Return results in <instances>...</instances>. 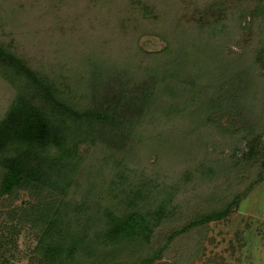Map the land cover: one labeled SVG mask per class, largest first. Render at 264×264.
Segmentation results:
<instances>
[{"label": "rangeland", "instance_id": "1", "mask_svg": "<svg viewBox=\"0 0 264 264\" xmlns=\"http://www.w3.org/2000/svg\"><path fill=\"white\" fill-rule=\"evenodd\" d=\"M157 1L166 20L164 23L160 21L163 17L158 18L163 35L140 32L139 44L142 48L151 52L162 51L167 45L164 36L169 29L171 31L167 33L171 35L172 43H176L178 48L189 37L198 40L207 38L203 30L199 29V25L195 24L197 21L193 22L190 18L202 9L198 1ZM222 1L220 0L218 5L226 12L223 19L228 26L222 28L218 38L214 40L213 53L221 54L226 59V50L230 48L244 50L247 54L239 57L237 67L232 66L235 63L230 65L225 63L220 67L218 65L217 73L207 75L208 58H201L198 67L190 70L186 65L188 58L179 59L176 50L165 53L166 55L160 58L162 60L165 57V63L169 68L179 72L182 77L187 74L189 80L192 77L197 83L203 80L205 83L218 86L212 97L216 101L222 96L219 102L227 106V113L211 106L201 110L202 107L199 106L194 115L199 121L193 124L192 117H185L189 115L185 113L188 109L184 106L186 104H180L185 101L183 98L169 97L164 101L158 99L152 116L145 118L142 116V119L134 112L126 115L133 117L135 121L132 127L135 131L128 136L129 138L125 137L126 130L123 125L113 123L106 127L101 126V131L108 132L105 135L107 141L100 138L81 144L80 156L76 158L79 165L71 168L63 181H59L55 175L53 190L49 187L23 188L12 194L0 193V264H40L41 248H38V245L44 224L39 221V213L54 204L57 208L63 206V202L64 206L69 207L65 208V221L70 224L71 235L75 240L81 237L83 245H87L85 242L89 237L86 236L91 237L94 234L95 230L92 227L100 226L104 207L122 211L131 203L125 196H115V193L110 195L105 191L110 185V179L114 177V186L121 195V189L130 184L120 176H126L128 173H131V177L127 178L130 182L146 180L145 185L149 183L155 192L163 180L169 181L170 192L174 197L172 204L178 209L176 211L173 209L170 213L168 210L167 215L161 217L155 229L152 241L157 245L156 251L159 253L161 251V258L158 254L153 259L154 264L157 258L162 259L164 264H264V179L259 178L260 175L263 176L262 172L260 173L263 167L259 164L256 166V162L250 160L251 157H244L243 152L248 150V146L246 138L241 139L243 128L255 125V128L261 131V147H264V60L258 67H255L257 64L254 62L257 51L264 46L262 11L264 0L239 2L224 0V3ZM72 4H74L72 0H0V43L19 57H24L39 75L47 77L56 85L58 92L63 90L61 96L67 102L73 101L81 108H89L99 104L97 101L101 100L100 95L110 94L98 88V96H94V93L91 95L92 84L106 83L110 74L121 69V62L101 66L99 61L101 54L104 61L110 59L109 57L113 58L112 54L115 55L108 46V41L109 45L115 43L113 37L116 32L110 30L111 27L106 23L97 29L89 28V23L95 25L90 22L94 17L93 13H84L82 6L74 9L71 7ZM246 6L258 8V16L254 20H251L249 15L246 19L244 14L241 15V10H245ZM174 10H177L179 15L186 13V18L178 19ZM71 23L84 25L82 36H77L80 33ZM102 27L108 28L107 31H102ZM218 27L214 26V29ZM88 29L100 31L97 32L98 35L96 34L100 45L93 43L95 34L89 39L85 38ZM92 43L93 56L88 58L82 53L88 51ZM3 71L4 69L0 70V118L19 94L36 95L31 89L32 85L29 86L24 77L19 76L21 79L17 80V76L10 72L13 76L9 78L2 73ZM175 89L178 90L177 87ZM206 93L208 94L206 90L198 92L196 103L205 100ZM184 94L186 98L190 95L187 92ZM230 94L234 98L231 99ZM161 104L164 109L169 108L172 111L175 108L176 111L178 108L181 112L174 115L175 112L173 114L169 111L166 116ZM228 110H233L232 114ZM206 116L210 118L209 121L206 120ZM176 117L183 120L179 133L189 126L199 128V134L203 133L200 134L203 139L200 146L188 143L189 145L185 147L181 142L174 143L169 136V130H173L176 124L174 120L178 119ZM206 126H213V129L210 130ZM220 132L224 135L221 136ZM210 146L213 147L212 152ZM260 149L259 155L262 153ZM217 151L218 155L213 156ZM53 154H56V150H53ZM221 156L231 161L234 159L233 164L228 167L227 164L216 165L217 160H222ZM200 163L207 167L202 172L195 168ZM244 167L249 168V176L245 173ZM94 171L101 175L106 174L105 189L102 187L95 191L88 189L89 186H94L91 183ZM237 174L244 179L256 180L250 192L225 218L211 220L208 223L195 221L202 214L212 210L216 203L221 206L234 200L236 191L243 185L240 184L242 181H237L235 177ZM135 185L137 186L136 183ZM147 189L136 192L138 199L146 194ZM214 193L218 195V198L215 197L217 200L211 195ZM84 200L86 214H77L74 207L70 206ZM128 249L132 251V248H122L117 252L112 248L104 250L106 251L104 256L109 253L106 259L110 264H125L130 256ZM89 250L93 253L97 248H79L80 252ZM147 250L148 253L151 252L150 248ZM101 251L98 249V252ZM137 261L142 263L140 257Z\"/></svg>", "mask_w": 264, "mask_h": 264}, {"label": "trees", "instance_id": "2", "mask_svg": "<svg viewBox=\"0 0 264 264\" xmlns=\"http://www.w3.org/2000/svg\"><path fill=\"white\" fill-rule=\"evenodd\" d=\"M196 1L202 5V9L190 18L193 22L197 21L195 24L199 25V29L203 30L207 38L205 40H198L189 37L178 48L176 43H172L173 39H171V35H168L171 31L169 29L167 30L168 33L166 32V36H164L167 40L166 47L162 51L151 52L140 46L139 38L140 32L147 31V34L153 33L158 35L162 32L158 18L163 17L160 18V21L162 20L164 23H166V20L164 19V14L160 11L157 0H72L74 4L71 7H74V9L82 6L84 13H93L94 17L90 22L95 25L89 23V28L97 29L106 23L111 27L110 30L113 29L116 32V35L113 37L116 40L115 43H110L109 45L108 41V46L113 50L115 55L112 54L113 58L109 57L110 59L107 58L104 61V56L101 54L102 57L100 56L99 58L101 66H111L121 62V69L110 74L106 83L101 81L102 83L92 84L90 87L91 95L94 93V96H98V88H102V92H110V94L104 93L100 95L101 100L97 101L99 104L89 108H81L79 104L73 101L67 102L61 96L63 90L58 92L56 85L47 77L44 78L39 75L24 57H19L8 50L3 43H0V70L4 69L2 73L9 78L13 76L10 72L14 73V76H17V80H20V77H24L27 84L29 86L32 85L31 89L36 94L35 96H29L22 93L24 92L22 91V94L15 97V100L8 106L3 117L0 118V193L12 194L23 188L49 187L50 190H53V178L55 175L58 176L59 181H63L71 168L74 169L79 165L76 158L80 156L81 144L89 141L93 142L100 138L107 141L105 135L108 132L101 131V126L106 127V125H112L113 123H117L120 126L123 125L126 130L125 137L129 138L128 136H131L135 131L132 128L135 121L133 117H127L126 115L129 112H134L140 118L142 116L144 118L152 116L158 99L164 101L165 99H169V97L172 99H177L178 96L183 98L185 101L180 104H186L184 106L188 107L185 113L189 116L185 117H192L191 123L193 124L199 121L197 116H194L199 106L202 107L201 110L204 107L208 108L211 106V108L226 112L227 106H223L219 102L222 96H220V99L218 97L216 101L212 97V93L216 91L218 86L205 83L203 80L197 83L192 77L189 80L187 74H184V77H182L179 72L172 71L169 68L165 63V57L162 60L160 58L168 54V52L176 50L175 53H179V59L181 57L188 58L186 64L188 70L196 66L198 67V61L201 58H208L206 62L208 68L206 74L209 75L217 73L219 67L225 63H229V65L235 63L232 66L234 68L237 67L240 58L246 56L247 53L244 50L238 51L237 48L226 50V59L221 54L213 53L215 49L214 40L218 38L221 29L228 26V23L225 22L226 20L223 19L226 12L221 8V5H218L220 0ZM222 3H224V0ZM247 4L244 3V5ZM253 7L246 6L245 10H241V15L244 14L245 19L249 15L251 20H254L259 12L257 11V7ZM262 9L264 13V8L262 7ZM223 12L225 13L223 14ZM174 13L178 19L186 18V13L179 15L177 14V10H174ZM71 25L80 33L77 36H82L81 34H83L85 28L84 25L81 23L78 25L75 23V26L71 23ZM214 26L219 27L214 29ZM107 29L102 27L101 30L107 31ZM94 31L93 29L90 31L89 29L86 30L85 38L89 39L90 36L92 37L95 34L96 38L93 43L100 45L96 36L97 32L100 31ZM93 43L88 51L82 53L83 55L85 53V56L88 58L93 56L91 55ZM262 60H264V46H261L257 51L256 58L254 59V62L257 64L255 67H258ZM206 85L209 86L207 87ZM175 87H177V91ZM203 90L208 91V94L206 93L207 98L200 103H196L198 92L200 93ZM185 92L190 94L189 97L186 98ZM230 96L231 99L234 98L232 94ZM161 108H163L166 116L171 111L169 108L164 109L163 104H161ZM174 109L171 112L173 114L175 112L174 115H178L176 112H179L180 109L177 108L176 111ZM228 112L232 114L233 110H228ZM207 117L206 120L209 121L210 118ZM182 121V118L175 119L174 122L176 124L173 126V130H169V136L174 143L181 142L185 147L189 145L188 143H195L197 147L200 146V143H203V139H201V133L199 134V128L194 127V129L192 126L184 128L182 130L184 135H182V133L178 132L181 129ZM206 127L210 130L213 129V126ZM243 131L241 139L245 137L248 146V150L243 152L244 157H251L250 160L255 161L256 166L259 164L263 167L260 171L263 176L260 175L259 177L263 180L264 147H261V131L259 132L255 128V125L245 127ZM139 133L137 134L139 135ZM178 134H180V137H178ZM220 134L221 136L222 134L224 135L222 132ZM206 135L209 136L208 133ZM212 148H210L211 152L213 151ZM259 148H261L260 152H262L260 155L258 152ZM53 150H56V154H53ZM217 155L218 151L213 154L215 157ZM210 157L213 159L212 156ZM221 158L222 160H217L216 165L227 164L226 167H228L233 164L234 159L231 161L226 157L223 158L221 156ZM204 165L200 163L195 168L198 172H202L207 168ZM243 169L245 173H248L247 176H249V168L244 167ZM105 175L94 171L91 178V183L94 186H89L88 189L91 191H95L100 187L105 189V181H107ZM129 177H131V173H128L126 176H120V178H125V181L130 184L121 189V195L116 191V186H114V177L110 179V185L107 186L108 188L105 191H108L110 195L115 193V196H125V198L130 199L131 203H133H129L122 211H113L111 208H106L107 206L104 207L100 226L93 228L87 225V227H92L95 230L91 237L86 236V238L89 237L85 242L87 245H83L81 237L75 240L74 236L71 235L70 224L65 221V208L69 209V207L68 205L64 206V202L63 206L58 208L54 204L51 208L48 207L44 211H41L39 213V221L42 225L44 224V229L38 245V248H41L40 264H110L106 259L109 253L105 256L104 253L109 249L111 250V248L116 252L122 248H132V251L128 249L130 256L126 259L127 262L125 264H154L155 261L153 259L158 254L161 258V251L160 253L156 251L157 245L155 241H152L156 232L155 229L158 227L161 217L167 215L168 210L169 213L173 209L175 211L178 210L176 205L172 204L174 197L173 193L170 192V182L165 181L166 179L163 180L164 182L160 184L161 186L155 192L149 183L147 184V186L149 185L148 187L145 185L146 180L135 181L136 186L135 183L127 179ZM235 177H237V181H242L240 184L243 183V185H240L241 187L236 191L234 200L230 203H223L221 206L219 203V205L216 203V206L212 210L202 214L195 221L208 223L211 220L225 218L231 209L250 192L256 181L252 178L250 180L244 179L239 174ZM139 184L141 185L138 186ZM146 188H148L146 194L142 196L143 198L138 199L136 192H143ZM148 192L150 193L147 194ZM211 195L217 200V194ZM84 203L85 200L77 205L75 204V206H69L74 207V212L77 214L83 213L85 215ZM174 233L179 234L180 231L179 233ZM160 246L158 245L159 248H162ZM79 248H97V250L93 253L92 250L80 252ZM147 248H150L151 252L148 253ZM98 249L102 251L98 252ZM138 257H140L142 263H138ZM157 259L156 264H164L162 259V261Z\"/></svg>", "mask_w": 264, "mask_h": 264}]
</instances>
